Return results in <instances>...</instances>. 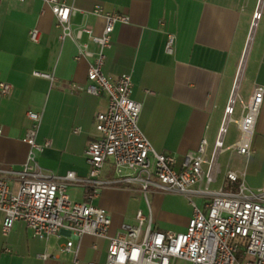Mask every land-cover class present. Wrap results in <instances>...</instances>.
<instances>
[{"label": "crops", "instance_id": "0c3cea01", "mask_svg": "<svg viewBox=\"0 0 264 264\" xmlns=\"http://www.w3.org/2000/svg\"><path fill=\"white\" fill-rule=\"evenodd\" d=\"M63 1L75 9L70 17L73 30L86 25L96 34L101 32L103 18L92 14L96 6L128 15V22L114 26L102 71L111 79L130 74L131 96L141 103L139 127L157 151L176 158V167L186 152L197 150L202 139L206 140L204 155L211 154L234 86H242L237 93L243 101L254 84L264 86V0ZM33 28L40 31L39 42L29 40ZM58 34L55 17L43 0H0V82L11 85L9 93L0 92V168L23 166L29 150L23 140L30 126L27 111L33 110L40 114L36 140L51 142V147L35 151L39 165L58 175L88 173L85 149L96 136L94 117L106 108L107 98L76 89L89 83L91 62L76 56L82 43L91 51L98 48L86 33L79 40L63 41ZM168 34L175 38L171 53L164 50ZM34 70L50 73L55 80L34 76ZM241 112L237 100L233 118ZM238 137L237 124L230 122L224 146ZM252 146L250 156L224 151L230 153L231 161L221 168L213 187L222 183L226 168L245 171V182L251 187L263 183L264 97ZM111 177L107 163L101 178ZM68 193L73 200H84L80 186H70ZM94 203L109 214L111 235L122 224H134L137 210L150 214L155 229L175 232L185 230L192 213L182 195L152 191L145 198L137 186L126 183L101 188ZM1 222L0 212V264H73L71 252L58 250L68 232L43 239L33 236L23 221H16L3 235ZM107 242L90 235L73 239L77 264L103 261ZM44 252L53 257L40 259L38 254ZM172 264L189 263L174 259Z\"/></svg>", "mask_w": 264, "mask_h": 264}, {"label": "built area", "instance_id": "2783aa9c", "mask_svg": "<svg viewBox=\"0 0 264 264\" xmlns=\"http://www.w3.org/2000/svg\"><path fill=\"white\" fill-rule=\"evenodd\" d=\"M43 1L55 17L60 41L79 40L86 33L97 45L98 49L91 51L82 43L76 58L91 59L87 69L89 83L75 87L78 91L105 95L107 105L94 117L96 136L85 149L88 173L84 177L73 171L58 175L39 165L35 151L51 147V142L36 140L40 114L27 111L30 126L23 137L29 146L26 160L20 169L0 168L2 234L7 235L16 221H23L33 236L43 239L50 235L58 237L64 230L69 237L58 250L71 252L73 264L78 263L73 239L80 240L85 235L108 241L105 259L87 264H172L174 259L189 264H264V181L251 187L245 182V171L226 168L222 183L213 187L222 173L218 161L222 152L233 150L244 156L254 152L252 139L264 86L254 84L246 101L239 98L234 86L211 154L204 155L206 140L202 139L197 150L186 152L176 167V158L157 151L139 127L141 103L131 96L130 74L111 79L102 71L104 51L111 44L114 26L128 22V15L96 6L92 14L103 18L101 32L96 34L86 25L71 28L70 17L75 9L63 0ZM29 40L39 42L40 31L31 29ZM174 40L172 34L167 35L165 52H172ZM32 74L55 80L47 72L34 70ZM10 89L9 83L0 82L2 94ZM237 100L242 112L233 118ZM230 122L237 124L239 137L230 146H224ZM107 163L111 164L112 177L102 179L101 171ZM124 183L137 186L145 198L152 191L184 196L192 209L185 230H157L150 214L137 210L134 224H122L115 234H109L110 216L94 199L101 188ZM70 186L82 187L84 200H73L68 193ZM38 257L46 260L53 255L44 252Z\"/></svg>", "mask_w": 264, "mask_h": 264}, {"label": "rangeland", "instance_id": "374dc122", "mask_svg": "<svg viewBox=\"0 0 264 264\" xmlns=\"http://www.w3.org/2000/svg\"><path fill=\"white\" fill-rule=\"evenodd\" d=\"M240 89H242V86L241 85H238L237 92ZM230 126H232V124H230L229 127ZM218 161H219V164H220L221 168L223 169L228 164V162L230 163V161H231V159H230V153L229 152H223V153H221L219 155V157H218ZM143 202L144 203L142 204V207H140L141 209H144V206L143 205H146L145 200Z\"/></svg>", "mask_w": 264, "mask_h": 264}, {"label": "water", "instance_id": "95a60500", "mask_svg": "<svg viewBox=\"0 0 264 264\" xmlns=\"http://www.w3.org/2000/svg\"><path fill=\"white\" fill-rule=\"evenodd\" d=\"M255 25V22L252 23V27ZM252 29V28H251Z\"/></svg>", "mask_w": 264, "mask_h": 264}, {"label": "bare ground", "instance_id": "6f19581e", "mask_svg": "<svg viewBox=\"0 0 264 264\" xmlns=\"http://www.w3.org/2000/svg\"><path fill=\"white\" fill-rule=\"evenodd\" d=\"M258 17V13L256 14V17L255 18H257Z\"/></svg>", "mask_w": 264, "mask_h": 264}]
</instances>
